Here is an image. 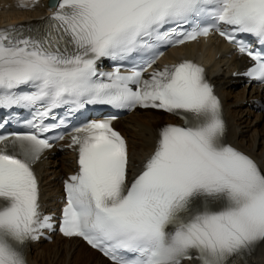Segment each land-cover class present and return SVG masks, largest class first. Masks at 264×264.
I'll use <instances>...</instances> for the list:
<instances>
[{"label": "snow or ice", "instance_id": "6c2138e0", "mask_svg": "<svg viewBox=\"0 0 264 264\" xmlns=\"http://www.w3.org/2000/svg\"><path fill=\"white\" fill-rule=\"evenodd\" d=\"M52 7L42 28H0V108L34 107L40 121L35 132L0 135V264H28L27 244L53 227L40 211L33 170L52 147L43 120L54 108L88 104L160 109L183 123L160 130L130 182L127 143L112 119L76 128L79 167L64 182L65 237L82 238L111 264H250L264 244V167L226 143L203 67L184 60L145 73L163 55L160 46L216 33L255 62L245 75L264 82V47L254 51L238 38L264 46V0H56ZM198 21L210 23L181 31ZM143 52L154 57L146 67L98 71L102 59Z\"/></svg>", "mask_w": 264, "mask_h": 264}, {"label": "bare ground", "instance_id": "6f19581e", "mask_svg": "<svg viewBox=\"0 0 264 264\" xmlns=\"http://www.w3.org/2000/svg\"><path fill=\"white\" fill-rule=\"evenodd\" d=\"M19 5L20 0H0V7L6 10L0 12V23L11 19L14 22L21 21L36 17L40 13L39 10L21 12L22 8ZM192 50L193 47L187 48L189 52ZM207 51L209 54L205 61L209 64L215 59L214 54L218 55L222 49L219 44H215L212 53L209 49ZM231 60L233 62L220 59L217 71L220 74L213 79L230 122V142L238 150L257 159L264 167V112L256 113L252 110L256 100L264 102V90L241 87L239 80L234 77L235 69L241 60H234V57ZM170 122H174V119L169 116L145 111L134 113L116 123V127L129 141L130 168L132 170L134 168L132 175L142 170L143 164L155 148L157 132L165 123ZM73 169L72 154L61 153L58 157L49 154L40 170L46 199L53 200L57 196L61 178L72 173ZM27 258L30 264H111L79 240L67 241L60 237H55L52 243L33 245L28 250ZM252 264H264V244Z\"/></svg>", "mask_w": 264, "mask_h": 264}]
</instances>
